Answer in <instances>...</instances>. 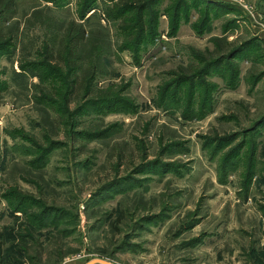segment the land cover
Returning a JSON list of instances; mask_svg holds the SVG:
<instances>
[{"label": "rangeland", "instance_id": "374dc122", "mask_svg": "<svg viewBox=\"0 0 264 264\" xmlns=\"http://www.w3.org/2000/svg\"><path fill=\"white\" fill-rule=\"evenodd\" d=\"M8 1L0 264H264V0Z\"/></svg>", "mask_w": 264, "mask_h": 264}, {"label": "trees", "instance_id": "16d2710c", "mask_svg": "<svg viewBox=\"0 0 264 264\" xmlns=\"http://www.w3.org/2000/svg\"><path fill=\"white\" fill-rule=\"evenodd\" d=\"M50 2H54L57 0H48ZM58 1H62V3H64L66 0H58ZM130 2H132L131 0H129ZM139 1V0H137ZM135 1V2H137ZM97 0H83L82 4H81V18H85L86 14L91 11L94 10V6L96 4ZM12 5V3L8 0H0V18L3 17V15L5 13L8 12L9 7ZM120 6L117 4V8H119ZM131 9H126V7L124 8H119L118 9V13L121 14H128L130 13ZM140 15V14H139ZM140 18V17H139ZM141 20V18H140ZM75 32V35L73 34ZM87 35V30L84 27V25H79L76 23H73L69 26V32H68V37H67V46L68 48L72 46H74V48H78L80 47V45L85 41ZM233 55V54H232ZM229 57H231V55H229Z\"/></svg>", "mask_w": 264, "mask_h": 264}, {"label": "crops", "instance_id": "0c3cea01", "mask_svg": "<svg viewBox=\"0 0 264 264\" xmlns=\"http://www.w3.org/2000/svg\"><path fill=\"white\" fill-rule=\"evenodd\" d=\"M88 262L90 261L86 260L83 257L76 256V257H72V258H68L64 260L62 264H87Z\"/></svg>", "mask_w": 264, "mask_h": 264}, {"label": "water", "instance_id": "95a60500", "mask_svg": "<svg viewBox=\"0 0 264 264\" xmlns=\"http://www.w3.org/2000/svg\"><path fill=\"white\" fill-rule=\"evenodd\" d=\"M87 264H113V263L101 259H94L88 262Z\"/></svg>", "mask_w": 264, "mask_h": 264}]
</instances>
